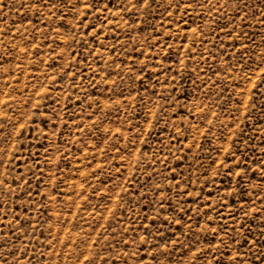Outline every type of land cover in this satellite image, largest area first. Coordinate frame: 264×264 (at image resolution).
I'll return each mask as SVG.
<instances>
[{
    "label": "rangeland",
    "instance_id": "1",
    "mask_svg": "<svg viewBox=\"0 0 264 264\" xmlns=\"http://www.w3.org/2000/svg\"><path fill=\"white\" fill-rule=\"evenodd\" d=\"M0 264H264V0H0Z\"/></svg>",
    "mask_w": 264,
    "mask_h": 264
}]
</instances>
